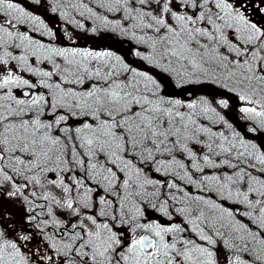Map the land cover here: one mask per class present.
<instances>
[{"label":"snow or ice","instance_id":"obj_1","mask_svg":"<svg viewBox=\"0 0 264 264\" xmlns=\"http://www.w3.org/2000/svg\"><path fill=\"white\" fill-rule=\"evenodd\" d=\"M0 264H264V0H0Z\"/></svg>","mask_w":264,"mask_h":264},{"label":"rangeland","instance_id":"obj_2","mask_svg":"<svg viewBox=\"0 0 264 264\" xmlns=\"http://www.w3.org/2000/svg\"><path fill=\"white\" fill-rule=\"evenodd\" d=\"M51 1H52V3H53V0H51ZM62 10H63V9H62ZM38 11L40 12V15H42V14H44V15L47 14V15H48V18H49L50 21H45V22H46L47 24H49L50 27H56V26H58L60 29L63 30V32H64L65 27H68V28H72V27H73L72 25H66V24L63 22V20H61V19L59 18L58 14L52 13L50 10L48 11V9H47L46 7H44V8H41V7H40ZM68 11L70 12V15L76 16V13H75V12H72L70 8L68 9ZM77 18H79V17H77ZM77 34H78V35H83V33H77ZM60 43H61V44H68V43H70V42L67 41V40H64V41H62V42H60ZM78 43H79V45H80L81 47H84L86 42H85L84 40H80ZM86 46L89 47V48L94 47V45H92L91 43H88ZM125 47H127V45H126ZM192 86H193V87H196V85H187V84L184 85V87L182 88L183 96H184V94H185V91H186L188 88H189V91H188V92H190L191 90L193 91ZM177 89L180 90V87H176V86H174V87L169 88L168 91H169L170 93H175V91H176ZM200 94H201V91L197 88V89H196V92H195V95H196V96H199ZM182 99H185V98L182 97ZM241 123H243V121H241Z\"/></svg>","mask_w":264,"mask_h":264},{"label":"flooded vegetation","instance_id":"obj_3","mask_svg":"<svg viewBox=\"0 0 264 264\" xmlns=\"http://www.w3.org/2000/svg\"><path fill=\"white\" fill-rule=\"evenodd\" d=\"M48 3H49V4H52V1H51V0H48ZM27 6H28L29 8H34V6L31 5V4H28ZM45 7L48 9V11L50 10L47 6H45ZM41 8H44V7H41ZM38 10H39V9H38ZM38 10H37V11H38ZM38 14H40L39 11H38ZM41 17L44 18L45 21H50L49 18H48V15H47V14H46V15L42 14ZM56 27H58V26H56ZM58 29H59L60 34L62 35V34H63V30L60 29L59 27H58ZM61 42H62V41H61ZM59 43H60V42H59ZM192 88H193V91L191 90L190 92H188V91H189V88L185 91L184 96H182V97L185 98L184 100H191V99H193L194 97H196L195 92H196V89H197V88L201 91V86H199V85H196V87H193V86H192ZM175 93H183L182 88H180V90L177 89V90L175 91ZM182 97H181V98H182Z\"/></svg>","mask_w":264,"mask_h":264}]
</instances>
